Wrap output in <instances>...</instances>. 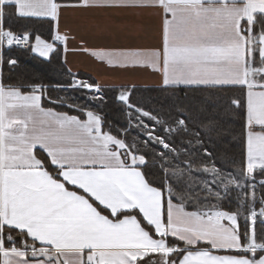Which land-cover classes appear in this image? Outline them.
I'll use <instances>...</instances> for the list:
<instances>
[{
	"label": "snow or ice",
	"instance_id": "obj_1",
	"mask_svg": "<svg viewBox=\"0 0 264 264\" xmlns=\"http://www.w3.org/2000/svg\"><path fill=\"white\" fill-rule=\"evenodd\" d=\"M60 46L67 80L11 75L5 48ZM69 52L158 76L165 102L73 73ZM0 264H264V0H0Z\"/></svg>",
	"mask_w": 264,
	"mask_h": 264
},
{
	"label": "trees",
	"instance_id": "obj_2",
	"mask_svg": "<svg viewBox=\"0 0 264 264\" xmlns=\"http://www.w3.org/2000/svg\"><path fill=\"white\" fill-rule=\"evenodd\" d=\"M45 35H47V33H45ZM4 54L6 56L11 55L13 57H16L19 60L18 67L13 73H11V75H13L16 79L36 81L44 84H50V83L55 84L57 81H64L68 79L64 69L61 67V63L63 60L62 48H61L60 58L53 59L51 63L46 62L43 58L35 55L34 53L17 48H12V49L5 48ZM4 71L5 74H9L7 68H5ZM77 73H79V75L85 79L92 78L90 75L84 72H77ZM141 89L142 92L140 93V95H143V97H145L146 104L159 107L161 103L165 102V96L167 94L160 92L155 87H141ZM107 90L111 95L113 90L111 88H108ZM50 94L54 99L66 95L64 92L55 91V90H52ZM177 94L180 96L184 95L183 92H178ZM70 95L78 98L76 100L77 103L85 102L82 93L73 92ZM47 106L55 107L57 110L60 111L67 110L59 107L57 104H49ZM108 118L111 122H115V123L123 122V117H118L117 113L111 110H109L108 112ZM235 143H236L235 140H233L231 137H225L217 141L215 148L218 158L222 163L236 155L237 149L235 147Z\"/></svg>",
	"mask_w": 264,
	"mask_h": 264
},
{
	"label": "crops",
	"instance_id": "obj_3",
	"mask_svg": "<svg viewBox=\"0 0 264 264\" xmlns=\"http://www.w3.org/2000/svg\"><path fill=\"white\" fill-rule=\"evenodd\" d=\"M76 17L77 14L67 13L61 21V28L64 29L65 26H67V28L71 30V34L76 36L75 41H69V48L78 47L80 43L81 33L77 31ZM85 40L87 41L88 46H92L97 43H115V41H98L90 37H85ZM67 60V67L71 68L72 72H84L90 75L93 79H96L98 76H103V82L106 85L125 83L129 80H134L141 87H154L159 83V77L152 75L151 73H137L132 75L120 72H105V70L102 69L100 65L88 54H74L69 52L67 54Z\"/></svg>",
	"mask_w": 264,
	"mask_h": 264
},
{
	"label": "built area",
	"instance_id": "obj_4",
	"mask_svg": "<svg viewBox=\"0 0 264 264\" xmlns=\"http://www.w3.org/2000/svg\"><path fill=\"white\" fill-rule=\"evenodd\" d=\"M13 48H16V47H13ZM17 49H19V48H17ZM21 50H23V49H21Z\"/></svg>",
	"mask_w": 264,
	"mask_h": 264
},
{
	"label": "rangeland",
	"instance_id": "obj_5",
	"mask_svg": "<svg viewBox=\"0 0 264 264\" xmlns=\"http://www.w3.org/2000/svg\"><path fill=\"white\" fill-rule=\"evenodd\" d=\"M35 54V53H34ZM35 55H37L38 56V54H35ZM44 59V58H43Z\"/></svg>",
	"mask_w": 264,
	"mask_h": 264
}]
</instances>
